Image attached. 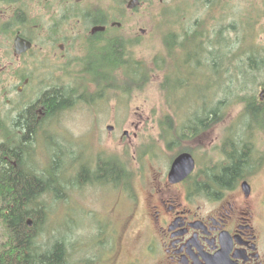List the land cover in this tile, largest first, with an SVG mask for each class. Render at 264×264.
Returning <instances> with one entry per match:
<instances>
[{"label":"rangeland","instance_id":"1","mask_svg":"<svg viewBox=\"0 0 264 264\" xmlns=\"http://www.w3.org/2000/svg\"><path fill=\"white\" fill-rule=\"evenodd\" d=\"M89 1L98 0H87L86 2ZM99 1L104 5L110 4L109 7L111 4H115L113 0ZM117 17L115 21L121 22L120 27L117 29L109 27L108 33L132 39L135 43V58L143 59L149 66L154 64L153 57L158 58L159 61L160 57L167 58L165 64L169 67L170 72L176 67L183 68V62L187 55H190L188 62L191 67L195 66L198 60L194 56L198 54L200 48L193 39L187 42L186 51L179 48L175 49L172 56H166L162 34L171 29L178 33L181 25L183 28L191 27L187 30L191 31L197 23L208 35L210 32L212 33L215 22L217 29L221 26L231 28L229 25L233 23L238 29L245 28L247 35L250 36L243 44L246 48L248 44L261 49V51L264 50V0H145L136 11H131L121 18L119 15ZM170 19H175L176 22L172 24L169 22ZM247 21L251 22L249 27H247ZM89 27L90 23L85 25L84 21L78 26L77 31L81 28L82 32H77L76 36V50L73 54L76 57L75 62L70 63L64 72L58 68L59 63L62 64L60 59L57 57L45 59L50 71L48 81H53L58 76L57 82H60L61 85H72L76 84L77 77H80L81 94L84 93L82 96H89L96 90L94 83L85 81V75L80 72L81 65L78 60L84 55V42L89 34ZM83 30L85 31L83 32ZM227 35L236 38V33L233 31L228 30ZM100 51H102L101 48ZM219 53H221L219 50L214 51L211 56L218 58ZM199 59L201 60L202 56ZM161 74V71L152 73L150 81L144 89L133 93L132 96L125 97L123 94L121 96L119 92L108 89L103 91L102 97H96L93 101H89L86 97L83 100H77L70 108L61 113L60 123L64 129L56 130L52 127L48 129L47 137H50V141L54 140L55 142L49 144L45 136L41 141L42 144L44 143L43 146L36 148L34 145L30 157L25 154V161H28V164L39 169H46L50 163L51 153L55 150L59 155L62 168H66L62 177L73 181L76 178V173L73 168L67 171L68 168L78 159L77 157L80 161L92 159L95 152H102L105 157L110 155L125 162V169L129 170L126 185L120 184L119 186L107 181L103 183L106 185L83 182L66 189V200H54L45 196L39 198L40 202L42 200L44 214L40 219L41 224L36 231L34 242L42 247V250H46L52 246L54 241H61L66 251L63 264H90L91 261L93 264H103L105 246L119 236L120 229L117 230V228L120 223L125 221L127 216L125 214L137 209L138 203L145 204L146 180L152 176L159 175L161 177L163 173L167 172L173 154L178 151L181 145H179L180 147H174L172 144L167 146L165 140L160 136L159 117L165 113L170 114L176 124L185 122L190 117L189 114L193 112H202L200 109H203L204 105H201L200 109H198V105L201 104L200 97L203 95L202 87L205 84H209L205 98L210 99V107H213V101L221 98L219 94L215 96L220 83L219 75L215 74L209 66L202 64L195 70V77L191 79L190 84L174 92L177 94L179 91L182 95L175 96L176 98L170 102L172 105L170 107L166 104V100L158 88L157 83L161 80ZM257 79V86L252 84L247 89V94L254 93L258 99L261 90H264V85L258 86V82L260 81L262 84L264 81L259 76ZM232 98L236 100V96H232L230 99ZM241 105L242 102L238 101L227 104L224 117L221 120L192 140L184 141L183 145L194 150L192 152L197 155L199 162L197 164L200 168L213 166L218 160H222L223 151L219 150L218 144L221 137L223 138L222 133L223 135L228 134L225 129L230 128L233 132L239 125H243L242 121L238 120L241 119L243 111ZM195 107L196 109H194ZM216 114L219 116L222 111L218 110ZM108 124L114 126L111 132L106 129ZM135 124H139L140 127L135 129ZM255 127L253 124L252 129ZM259 129L258 133L252 130L254 140L260 141L257 143V151L252 141H249L248 145L250 157L253 160L251 165L259 161L264 164V128ZM123 130L128 133L122 134ZM134 132H136V136L133 135ZM213 145H217L218 150L215 148L214 151ZM231 147V145L228 146V148ZM263 164L257 174L263 180L257 186L260 190L264 189ZM73 181H70V184ZM122 187L125 191L121 189ZM124 195H128L129 198ZM111 207L122 216L118 223H113L115 228L109 221L112 212H108L107 219L105 217L107 209ZM44 215L45 220H43ZM107 225H111V227H107ZM140 231L141 229L135 222L127 230L128 239H125V247L128 250L138 240Z\"/></svg>","mask_w":264,"mask_h":264},{"label":"flooded vegetation","instance_id":"2","mask_svg":"<svg viewBox=\"0 0 264 264\" xmlns=\"http://www.w3.org/2000/svg\"><path fill=\"white\" fill-rule=\"evenodd\" d=\"M86 1L0 0V150L7 152L2 159L12 165L16 166L18 161L10 155L12 149L27 151L29 145L32 150L34 145L39 148L44 145L41 141L47 137L49 128L64 129L60 123L61 113L74 103L64 109L48 110L45 97L49 96L51 87V92L61 96V83L57 82L58 76L48 81L50 71L45 59H60L62 64L59 63L58 68L63 72L75 62L76 36L77 32H82V27L78 31L77 28L83 21L87 25L93 17L87 11ZM94 25L90 23L89 34ZM258 98L264 102V96ZM31 115L33 125L28 137L24 135L25 123ZM255 126L256 133L264 128L263 124ZM139 127V124L134 125L135 129ZM133 135L136 136V132ZM251 137L257 151L260 141H255L254 135ZM193 138L180 142L185 149L173 157L189 153L194 159L193 170L175 181L169 178L171 159L166 173L146 180L145 204L140 202L137 209L125 214V221L117 228L119 236L105 246L103 264H264V189L257 187L263 182L257 176L263 163H250L245 173L230 185H218L213 175L227 161L221 140L218 146L223 151L222 160L203 169L197 164L194 150L183 145ZM47 139L49 144L55 142L50 141V137ZM216 146H212L214 151L218 150ZM252 154L255 156L254 152ZM22 158L26 162V157ZM78 159L72 163L76 175L78 168L85 165L86 178L91 184L106 185L103 184L108 180L102 173L105 164L102 152H95L89 160ZM121 168L115 165L114 170ZM120 176L118 173V178ZM205 181H210L207 188L203 184ZM36 202V208L42 209V200ZM2 207L0 200V209ZM108 212H112L109 221L114 227L113 223H118L122 216L111 207L106 211V219ZM134 222L141 231L128 250L125 239ZM7 241L1 238L0 244Z\"/></svg>","mask_w":264,"mask_h":264},{"label":"trees","instance_id":"3","mask_svg":"<svg viewBox=\"0 0 264 264\" xmlns=\"http://www.w3.org/2000/svg\"><path fill=\"white\" fill-rule=\"evenodd\" d=\"M126 1L113 0L115 4H111L110 7V4L102 5L98 3L99 1L88 2L87 11L89 10L93 15L89 23L107 25L112 20L117 19L118 15L121 18L130 13L131 11L125 7ZM143 1L145 0H141V4ZM116 2L117 6L115 7ZM139 7H136L133 11H136ZM169 22L174 24L176 20L170 19ZM249 24L251 22L247 21V27H249ZM229 26L231 28L221 26L217 29L215 22L212 33L210 32L208 35L197 23L193 26V31H187L191 27L183 28L182 25L179 26L178 33L173 32L172 29L165 31V34H162V40L164 49L167 52L166 56H172L175 49L181 48L186 51L187 42L190 39H193L200 48L198 54L194 56L196 59L198 58L195 66L191 67L189 65L190 55H187L183 62V68L176 67L171 72L165 64L167 60L165 57H160V61L158 58L153 57L154 64L150 66L143 59L135 58L134 41L119 34L108 33L107 29L109 27L103 32L88 34L84 42V55L78 60L81 65L80 72L85 75L86 82L94 83L96 86L95 92L89 96H82L84 94H81L82 90H80L82 83H80V77H77L75 86L61 85V96L51 92L53 90L51 87L49 96L45 97L46 106L49 111H54L57 107L64 109L65 106L69 107L68 105L75 103L77 100H83L85 97L89 101H93L96 97H102L103 91L108 89H113L125 97L132 96L133 93L144 89L149 83L152 73L155 74L156 71H161V80L157 83L158 88L164 96L166 104L171 107L170 102L176 98L175 96L182 95L179 91L177 94L174 92L190 84L191 79L195 77L197 67L202 64L209 66L220 77L218 92L215 96L219 94L221 98L215 102L213 101V107H210V99L205 98L209 84H205L202 87L201 104L198 105V109L201 105H204V108L200 109L202 112H193L189 114L190 117L185 122H177L176 124H174L173 116L165 113L159 117L158 125L161 129L160 136L165 140L167 146L169 147L172 144L174 147H180V142H183V140L193 138L208 127L215 125L218 120H221L224 117L227 104L236 101L242 102L241 108L243 111L241 119L238 120L242 121L243 125L238 124L239 126L233 132L230 128L225 129L228 134L223 136L222 148L227 161L224 165H221L217 174L213 175L214 182L218 185H230L237 177L245 173V167L250 166V160L253 162L248 146L249 141L252 140L253 124L264 125V102H258L254 93L247 94V89L252 84H256L258 76L264 81V50L261 51V49L248 44L246 48L243 44L250 36L247 35L245 28L238 29L233 23ZM115 28L117 29L116 26L112 27V29ZM228 30L236 33L235 39L227 35ZM100 48L102 51H100ZM218 50L221 52L219 57L213 58L211 54ZM200 56H202L201 60L199 59ZM259 85H264V82L261 84L259 81ZM69 94H76V96H67ZM232 96H236V100L234 98L230 99ZM250 96L252 97L249 98ZM218 110L222 111L219 116L216 114ZM251 120L253 124L250 123ZM25 124L27 131L24 135H31L33 115L29 117ZM229 145L232 147L228 148ZM29 146L27 151H21L19 148L12 149L13 153L10 155L18 160L16 166L3 160L2 155L3 153L7 154V152L0 150V200L3 205L0 209V232L2 233L0 239H8L6 243L0 244V264H63L66 251L61 241H54L55 243L46 250H42V247L34 242L36 231L41 224L40 219L44 214L42 209L36 208V201L44 196L51 197L54 200H66V189H69L72 185H79L83 182L88 183L90 180L86 178L85 165L78 168L80 170L74 181L62 177L66 168H62L58 158L59 155L55 150L51 153L48 168L37 169V167L31 166L28 164L29 162H24L22 158L25 154L28 157L31 156L33 150ZM183 149H185L184 146H181L173 156ZM104 161L102 173L104 176L106 174L105 179L108 180L107 182H112L115 185L119 183L126 185L129 173L124 166L126 163L110 155L106 156ZM115 165L118 168L123 167L122 170H114ZM73 167L71 165L67 171ZM118 173L121 175L120 178H118ZM97 174L99 175V172ZM210 180L212 179L210 178ZM70 181L73 182L70 184ZM209 182L205 181L203 183L206 188ZM62 183L65 185L63 186ZM28 217L32 222L31 226L26 223ZM43 220H45V215Z\"/></svg>","mask_w":264,"mask_h":264},{"label":"water","instance_id":"4","mask_svg":"<svg viewBox=\"0 0 264 264\" xmlns=\"http://www.w3.org/2000/svg\"><path fill=\"white\" fill-rule=\"evenodd\" d=\"M138 3H139V0H128L126 6L131 9V8L136 7ZM112 25L119 26L120 23L112 22ZM104 28L105 27L102 25H94L91 28V32L94 33L97 31H102L104 30ZM107 129L111 130L112 126L108 125ZM193 166H194V160L192 156L187 152H182L173 159L171 166H170V170H169V178L173 177L175 181L180 180L192 171ZM27 223L30 225L31 223L30 220Z\"/></svg>","mask_w":264,"mask_h":264},{"label":"bare ground","instance_id":"5","mask_svg":"<svg viewBox=\"0 0 264 264\" xmlns=\"http://www.w3.org/2000/svg\"><path fill=\"white\" fill-rule=\"evenodd\" d=\"M221 64V63H220ZM257 99V98H256ZM258 102H260L259 98L257 99ZM34 172V171H33ZM42 255V254H41Z\"/></svg>","mask_w":264,"mask_h":264}]
</instances>
